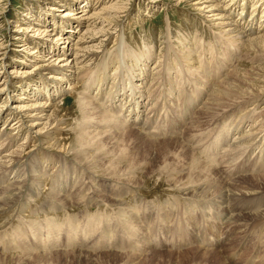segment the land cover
I'll return each mask as SVG.
<instances>
[{
	"label": "bare ground",
	"instance_id": "6f19581e",
	"mask_svg": "<svg viewBox=\"0 0 264 264\" xmlns=\"http://www.w3.org/2000/svg\"><path fill=\"white\" fill-rule=\"evenodd\" d=\"M22 1L25 8L19 10L16 29L4 24L5 17L0 19V26L13 32L10 41L0 40V262L51 255L65 243L64 235L67 244L75 245L88 240L80 229L92 238L106 229L110 207L93 182L101 190L105 182L112 183L111 209H116L120 228L136 233L135 215L122 208L130 196H144L149 178L142 176L146 167L135 171L133 160L121 152L126 136L156 144L175 132L168 136L175 140H165L179 141L188 159L186 169L177 172L169 164L152 181H164L183 199L191 198L193 209L211 211L230 204L221 214L240 228L245 205L233 203L238 194L223 188L220 176H232L242 166L239 161L245 157V162L257 149L264 158V0H146L137 5L135 17L130 14L134 0ZM166 1L173 8H187L182 20L188 26L172 30L168 24L159 39L153 33L142 41L130 39L131 27L144 22L140 13L154 18L147 12L163 8ZM112 38L114 46L107 49ZM232 60L235 67L226 74ZM69 93L77 99L80 114L75 127L64 110ZM204 95L206 104L184 124ZM180 102L185 106L178 107ZM161 111L166 112L164 120L158 116ZM107 144H112V155H105ZM215 152L220 155L215 157ZM61 158L71 159L74 197L57 193L60 182L57 186L48 180L50 170L42 167L55 168ZM223 164L229 171L220 169ZM182 172L187 180L177 177ZM85 177L91 186L87 189ZM257 188L260 191L248 188L245 195L259 200L248 210L249 219L261 223L262 235L264 183ZM91 190L99 196L94 206L92 198L86 200ZM210 197L219 199L213 202ZM132 210L137 213L136 207ZM78 212H85L83 226Z\"/></svg>",
	"mask_w": 264,
	"mask_h": 264
},
{
	"label": "rangeland",
	"instance_id": "374dc122",
	"mask_svg": "<svg viewBox=\"0 0 264 264\" xmlns=\"http://www.w3.org/2000/svg\"><path fill=\"white\" fill-rule=\"evenodd\" d=\"M140 2H142V4H147L146 0H134L133 7L130 9L131 17H135L137 15L138 13L137 5H139ZM22 3H23L22 0H0V8L3 10L0 13V19H2L1 17H5L4 24H6L11 29H16L14 28L16 26L15 23L19 19L17 15L20 12H22L23 9L25 8ZM165 3L167 5L163 6V8L161 6H159L158 8H154V13L150 11L147 12L148 14L151 13L150 15L151 16L153 15L154 18H148V17L145 18L143 17V12H141L140 16L144 20V22H142L144 25L140 24V26L143 25L145 28L142 29V27H140L139 25L138 27H131L128 33L129 38L132 40L140 39V41H142V39L144 38L146 39L148 37L151 38L150 35L151 33H153L154 38L159 39L160 34H163V32L167 30L168 24L171 25L172 30H177L180 28L183 29V27H187L188 25L185 24V22L182 20L184 19L183 14L187 12V8H185L184 6H181L180 8H173L170 5L171 4L170 1H166ZM19 10L21 11L19 12ZM196 17L198 22L202 23V19L198 18V16ZM130 20L131 18L128 19V21H126L125 23L128 24ZM12 34L13 32H9V30L5 31V29L0 26V40L6 41V38L8 37V39L10 38L9 39L10 41L12 38ZM114 41L115 38H112V40L108 41L106 44L107 45L106 48L107 49L113 48ZM8 48L11 49L10 46H8ZM240 53L242 54L243 52ZM154 61H152V63L150 64L151 66ZM235 61L236 60H232L230 63H228L227 67L225 68L226 74H228V72L233 71L235 67L233 64L235 63ZM41 73L43 74V72ZM223 74H225V72H223ZM62 85L64 88L66 87L65 84ZM69 94L66 96L67 101L64 106V110L70 115L69 116L66 113V116H68L69 118L67 122L74 125L73 127H75L78 121L77 118L80 117V114H79V110L77 109L78 108L77 99L74 96H72V94L70 95ZM205 98L206 97L204 95L200 103L195 104L194 110L192 109V111H190V114L186 116L184 124L189 122L191 116H193V114L196 111L198 112L201 109V107H203V105L206 104L207 100H205ZM179 106L180 107L185 106V104L180 102L178 104V107ZM173 108L175 109V106ZM197 108L200 109L198 110ZM164 112L165 111L163 112L161 111L158 113L159 114L158 116L159 117L161 116L162 120L165 119L164 116L166 115V112L165 113ZM167 113H169V111H167ZM176 113L178 114L179 112ZM175 117L176 116H174V118ZM163 122L164 121H161L160 124ZM8 124L6 125V127L8 126ZM247 126H248L247 124L244 126V130L247 129L245 128ZM187 128L188 125L186 126V129ZM169 134L171 133H166L167 136L164 135L166 137H163L160 134L161 136V138H159L160 142L158 141L159 143L156 144L146 142L145 140H142L140 138L142 140L141 141L138 137H134V136L124 137L120 144L121 152L126 156V158H129V160H133L135 171H141L142 168L146 167V170H144L145 172L143 173L142 176L147 177L146 179L149 178L148 185L146 186L147 188L145 187L146 190H144L146 191L144 196L143 197H140V195L136 196L137 200L130 196L129 198L130 201L127 200V202L125 203L126 205H128L127 207H129V209L127 207L122 208V210L125 209L124 211L127 212L129 216L135 215L136 219L132 227L133 229L132 231L135 232L138 229L136 233L128 232V230L125 227L122 228L123 227L122 225L120 228L121 223L118 222L120 221V219L115 215L116 209L114 211L113 208L115 207L113 206H112L113 208L111 209V204L114 205L111 200H113L115 196V194L112 195L110 193L111 190H113L112 183L110 185L109 183L105 182L104 185L106 189L101 190V187L99 185H94L93 182L92 187L94 189L97 188L96 192H98L99 196L104 194L103 196L106 197L105 201L106 203L108 201L107 204L110 207L108 209L109 212L107 213L111 214L112 218L110 217L109 221L108 222L106 221L104 223V226L107 227L106 229L105 228L99 229L98 230L99 233L98 231H96L95 232L96 235L93 236L94 238H92L91 237L92 235L90 234L91 235L90 236L89 233H87L84 229L83 230L80 229V232H83L82 233L83 239H85V237H88L89 241L84 240L86 241V243L76 242L75 245L67 244L66 235H64L63 242L65 243L60 244L59 247L50 251L52 252L51 255L40 256L39 258L33 257L30 260H25V261L18 259H14L12 261L7 260L4 262L1 261L0 264H248V263L264 264V234L262 235L260 234V231L261 229H263V227L260 226L261 223L258 222L253 223L252 219H249V212L251 210H248V207L254 205L255 202H258L259 200L258 201L255 200L253 196L252 197L250 196L249 198L247 195H245V193L248 191V188L249 189L253 188L252 190L254 189L259 190L257 188L258 184L262 185L264 183V180H257L258 177L264 176V165H263L264 158L261 157V154H258L259 150L257 149L256 152L248 156L249 158H246L247 160H244L245 162L241 163L245 157L241 159L239 162L240 164H242V166L240 167V169L236 168V171H234L232 176L230 175L228 177L222 175H221L222 177L220 176V180H221L220 184L222 183L223 188L230 189L234 193L238 194L237 196L238 199L233 201V203H235V205L238 206L245 205V208L243 210L244 214L240 212V214L243 215L241 218L244 221L239 223L240 228L238 227L237 229L238 223H234L236 225L235 226L233 223H231L230 218L226 217L227 216L226 214L225 215L221 214L222 212L226 211L225 209L229 210L230 204H224L220 206L221 208L220 207L217 208V206L216 207L214 206L215 208L211 207L213 209L211 211L207 209L202 210V208L200 207L198 209H193L191 206H189L190 204L189 200L191 198L188 197L187 200L184 198L185 199L184 200L183 199L184 196L181 195V192L179 190H173L174 188L173 189L170 188L169 190L170 187L169 184H167L164 181L162 184L159 185H155V181L154 182L152 181L153 177L157 180L156 178L158 177L157 175L160 173L161 170H165L164 169L165 166H168L169 164L170 165L172 164V168L178 169L177 172H181L183 168L186 169L184 162H186L188 159L186 156H184L185 154L181 152L179 141H172V143H166L168 141L167 140L168 138H171V140H175L174 138H176L175 136L174 138L168 137ZM173 134H175V132L172 133L171 135ZM181 135H183V133ZM180 136L178 135L177 138ZM165 138L167 139L165 140ZM232 141H233V137L228 141V143ZM184 144L186 143L184 142ZM111 147L112 144L111 145L107 144L105 150L106 156L112 155ZM220 149H222V147ZM214 154L215 157H218L220 155V152H215ZM101 155H102L101 153L98 154V156ZM124 155H122V157ZM208 158H211V156ZM261 159H263V161ZM70 161L71 159H68L66 161V159L61 158L59 159V164L55 168L54 165L53 166L50 165L46 167L48 164H45L42 167L43 169L47 168L48 171L50 170L51 174L49 175L50 177L48 180L50 179H52V181L55 180L57 186H58V182H60L59 183L60 185L58 186L59 188L57 187V190L59 189L57 193L61 192V196L68 195L70 197L71 196L74 197L76 194H74L75 189H73V180L71 175L72 165ZM36 162H37V166L38 164L40 165V162L38 160ZM225 167L226 169H224ZM39 168L40 166L37 167V169ZM148 168L149 169L161 168V169L155 171L154 173H151L150 170L149 171L147 170ZM220 169H222V171L223 170L229 171V166L223 164L220 166ZM119 172L120 171L118 170L117 175L119 174ZM182 173L181 174L177 173L178 174L177 177L181 178L182 180H187V177L184 176L185 173L184 174ZM13 176L14 174L13 175L11 174L9 178H13ZM53 176L55 178H53ZM136 176H138V174H136ZM66 181L71 182L70 185H68L69 187L66 186ZM85 182L86 185H88L86 189L88 187H91L88 184L87 179ZM63 186L66 187V189H64L65 191H63ZM140 186L135 188L138 189ZM235 186L238 187V188L236 187V189H238V191L240 192L232 188ZM139 189L143 190L141 188ZM114 193L116 192L114 191ZM86 194L87 197H89L86 198V200L87 199L90 200L92 198L90 201L91 204L94 203L92 204V206H94L95 203L99 200L98 199L99 196L97 195V193L93 194L92 190L88 191ZM174 194L175 196H173ZM176 197H178L179 199ZM174 198L178 199V201L177 200L175 201ZM251 198H253L254 200H252ZM210 199L213 202H215L216 199L218 200L219 198L210 197ZM130 202L133 203L136 202V203L133 205L130 204ZM252 202H254V204ZM129 204L133 206V208L136 207L137 213L134 212L135 209L134 211L132 210L133 208L131 209ZM92 209L95 210L94 207H91L89 210ZM191 210L193 211L191 212ZM77 214L79 216H82L80 217V220L83 222V223L81 222L82 223L81 225L83 226V224H85L84 222L85 212L82 213L78 212ZM40 221H43V219L40 218ZM115 221H117V223ZM111 224H113L112 228L114 232L113 231L111 232L112 230ZM116 224L117 225L119 224V227ZM113 226L116 227L114 228ZM100 232L103 233L104 235L100 234ZM28 238L29 235L27 239ZM97 240H99L101 243L99 241L97 242ZM105 241L106 242L108 241L107 242L108 244ZM123 242H125L126 245L123 244ZM133 248L136 249L133 250ZM132 254H134V257Z\"/></svg>",
	"mask_w": 264,
	"mask_h": 264
}]
</instances>
